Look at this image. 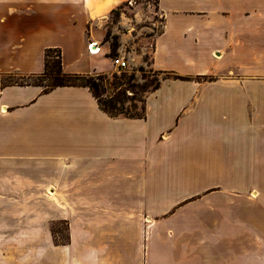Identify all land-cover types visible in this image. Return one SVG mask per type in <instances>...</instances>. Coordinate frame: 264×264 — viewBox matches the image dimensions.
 I'll use <instances>...</instances> for the list:
<instances>
[{
	"label": "crops",
	"instance_id": "1",
	"mask_svg": "<svg viewBox=\"0 0 264 264\" xmlns=\"http://www.w3.org/2000/svg\"><path fill=\"white\" fill-rule=\"evenodd\" d=\"M127 1L0 0V264H264V0H157L144 118L8 82L107 72Z\"/></svg>",
	"mask_w": 264,
	"mask_h": 264
},
{
	"label": "rangeland",
	"instance_id": "2",
	"mask_svg": "<svg viewBox=\"0 0 264 264\" xmlns=\"http://www.w3.org/2000/svg\"><path fill=\"white\" fill-rule=\"evenodd\" d=\"M161 21L162 17L158 9L157 0H128L123 4L119 17L110 14L100 22L106 33L108 30L110 31V37L102 43H107L110 48L113 37L117 38L119 47L116 56H123L129 62L128 69L116 72L112 65H108V62L103 61L107 72L102 74L108 78L115 74L121 78L120 82L122 83H125V78H128L130 84L133 85V89H127L122 103L119 104V107H123L124 111L129 112L131 115L142 113L146 93L158 81H162L166 77L164 74L154 70L151 65L154 47L153 40L162 30ZM119 50L122 51V54L119 53ZM109 53L106 54L107 57H109ZM102 56L104 55L100 54L99 57ZM8 82L24 83V80L15 77ZM104 87L106 89L104 98L118 92V85L115 81L114 85L111 84V81H106ZM59 227L65 234V226L60 225ZM53 228L55 230L58 229L57 225H54ZM61 239H64V235Z\"/></svg>",
	"mask_w": 264,
	"mask_h": 264
},
{
	"label": "trees",
	"instance_id": "3",
	"mask_svg": "<svg viewBox=\"0 0 264 264\" xmlns=\"http://www.w3.org/2000/svg\"><path fill=\"white\" fill-rule=\"evenodd\" d=\"M125 4V3H124ZM123 4L113 9L111 14L119 17L121 14V9ZM110 37V31L108 30L104 41H107ZM119 43L117 38L113 37V41L110 45L109 57H114L117 55ZM55 54V56H54ZM159 73H162L158 71ZM163 74V73H162ZM167 76L168 74H164ZM179 78V76H176ZM20 79L24 80L21 85H37L44 89V92H48L57 87L63 86H81L90 89L94 97L96 98L100 108L112 117H127V118H144L145 117V105L143 102L142 113L139 115H131L129 112H125L123 107H119L122 103L124 95L127 89H133V85L130 84L128 78H125V83L120 82L121 78L113 74L111 78L103 74H73L66 73L63 71L62 66V51L60 48H46L44 51V71L37 75L21 76ZM106 81H111V84L115 83L118 85V92L111 96H105L106 89L104 87ZM47 83V84H46ZM161 84V80L158 81L156 85L151 90L157 89ZM125 86V88H123ZM128 87V88H127ZM149 90V91H151ZM148 91V92H149ZM145 100V98H144ZM58 232H61L60 237L64 235V239H58ZM52 233L56 243L66 244L68 243V234L57 229L55 230L52 226ZM61 237V238H62Z\"/></svg>",
	"mask_w": 264,
	"mask_h": 264
},
{
	"label": "built area",
	"instance_id": "4",
	"mask_svg": "<svg viewBox=\"0 0 264 264\" xmlns=\"http://www.w3.org/2000/svg\"><path fill=\"white\" fill-rule=\"evenodd\" d=\"M148 4H149V2H148ZM93 44L94 43L91 42L88 45V52L90 54H93L94 53L93 49L91 48ZM96 48L99 51V53H101V51H102L101 47L97 46ZM111 64H112V66H113V68H114V70L116 72L124 71V70L128 69V67H129L128 60L125 59V57H123V56H114V57H111Z\"/></svg>",
	"mask_w": 264,
	"mask_h": 264
},
{
	"label": "bare ground",
	"instance_id": "5",
	"mask_svg": "<svg viewBox=\"0 0 264 264\" xmlns=\"http://www.w3.org/2000/svg\"><path fill=\"white\" fill-rule=\"evenodd\" d=\"M97 46H98V45H97V44H95V43L92 45V47H91V48H92V49H93V51H94V53H93V54H99V51H98V50H97V48H96Z\"/></svg>",
	"mask_w": 264,
	"mask_h": 264
}]
</instances>
